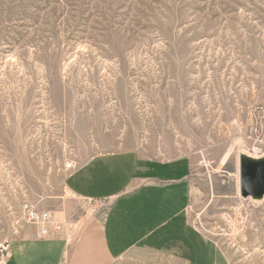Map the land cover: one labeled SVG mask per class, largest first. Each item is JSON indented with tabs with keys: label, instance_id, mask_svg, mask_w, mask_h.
<instances>
[{
	"label": "rangeland",
	"instance_id": "374dc122",
	"mask_svg": "<svg viewBox=\"0 0 264 264\" xmlns=\"http://www.w3.org/2000/svg\"><path fill=\"white\" fill-rule=\"evenodd\" d=\"M133 147L189 156L191 222L264 264V193L239 189L264 160V0H0V242L64 195L66 162Z\"/></svg>",
	"mask_w": 264,
	"mask_h": 264
},
{
	"label": "crops",
	"instance_id": "0c3cea01",
	"mask_svg": "<svg viewBox=\"0 0 264 264\" xmlns=\"http://www.w3.org/2000/svg\"><path fill=\"white\" fill-rule=\"evenodd\" d=\"M192 168L187 155L135 147L90 154L44 206L61 230L40 238L34 224L21 225L6 264H231L190 220ZM72 200L89 209L88 224L69 223Z\"/></svg>",
	"mask_w": 264,
	"mask_h": 264
},
{
	"label": "built area",
	"instance_id": "2783aa9c",
	"mask_svg": "<svg viewBox=\"0 0 264 264\" xmlns=\"http://www.w3.org/2000/svg\"><path fill=\"white\" fill-rule=\"evenodd\" d=\"M78 164L71 160L66 162V169L72 172ZM19 221L31 222L38 228V236L48 237L58 233L61 230L62 225L59 222L53 220L51 213L48 210H39L37 204L31 202H25L22 204L21 214ZM17 221V222H19ZM10 242L4 240L0 242V264H6L8 257L10 256Z\"/></svg>",
	"mask_w": 264,
	"mask_h": 264
},
{
	"label": "water",
	"instance_id": "95a60500",
	"mask_svg": "<svg viewBox=\"0 0 264 264\" xmlns=\"http://www.w3.org/2000/svg\"><path fill=\"white\" fill-rule=\"evenodd\" d=\"M239 174V189L242 196L264 193V160L254 162L242 159Z\"/></svg>",
	"mask_w": 264,
	"mask_h": 264
}]
</instances>
